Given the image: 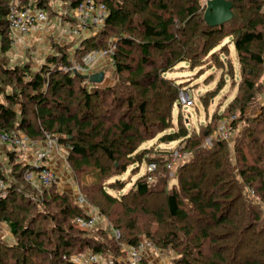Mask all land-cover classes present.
I'll return each instance as SVG.
<instances>
[{
	"label": "trees",
	"instance_id": "obj_1",
	"mask_svg": "<svg viewBox=\"0 0 264 264\" xmlns=\"http://www.w3.org/2000/svg\"><path fill=\"white\" fill-rule=\"evenodd\" d=\"M13 1L32 9H43L50 19V2L54 0H0V136L21 132L31 139L43 140L46 133L61 134L59 142L71 149L69 162L76 176V172L83 175L86 169L94 168L103 180L102 189L106 187L104 181L123 175L131 166L145 161L147 166L155 164L156 169L140 176L123 198L132 196L139 200L151 195V184L158 180L157 176L175 169L177 185L169 191L164 180L165 187L159 189L166 190V210H160V213H166L173 225L167 235L150 240L156 248L163 253L165 250L176 251L172 264H264V218L250 201L252 195L264 203V173L256 165L264 163V138L254 127L240 133L232 149V138L229 141L212 140L213 147L207 149L204 141L211 138L218 127L214 131L208 128L201 133H191L188 128L179 126L177 133L161 139L180 140L185 145L178 151L184 157L174 163L172 169L169 165L173 152L163 161L146 158L149 150H140L142 144L154 139L159 132L171 129L172 110L179 103L180 86L166 80L164 74L178 63H191L213 51L218 45V42L211 44L214 37L223 34L227 27H235L233 44L240 62L246 68L263 64L264 12L261 11L264 0H226L233 4L234 18L230 23L216 27L207 24L205 13L202 17L200 0H178L173 7L168 4L172 0H92L107 8L106 26L97 36L76 38L73 40L76 42L67 46H53V51L57 52L46 57L40 70L34 69L30 62L14 66L8 63L7 54L13 42L8 36V14ZM57 1L71 12L83 0ZM67 21L64 23L74 22L70 18ZM111 34L117 39L113 62L119 84L103 87V82L95 84L64 71L72 53L75 52V57L80 60L90 51L104 50L109 46L104 40ZM179 38L184 39L180 48L176 46ZM201 40V47H207L205 53L197 45ZM134 49L140 52L136 61L132 57ZM154 52L159 54L158 59L154 58ZM254 88V83L249 82L246 94L252 95ZM64 91L67 96L62 95ZM96 99L105 107L94 103ZM158 101L164 103L163 109L159 108L161 112L156 110L153 116L148 115L149 106ZM30 107L40 126L26 117ZM72 108L82 109V112L72 113ZM135 108L140 118L138 125L132 113ZM239 110L242 114L245 112L244 108ZM16 150L9 154L7 165L0 163V178L8 185L5 195H0V221L6 223L15 237L12 250L21 251L12 257L15 264H40L37 258L47 255L51 264H75L71 258L81 253L83 246L106 262L114 258L115 264H128L127 260H122L125 256L122 245L137 247L140 241L136 236L131 235L125 241L123 234L116 241L108 237L106 229L99 227L88 231H97L98 237H72L63 224L73 230L77 217L89 219L92 211L74 204L69 195L58 192L56 186L41 188L37 199L42 207L55 208L57 215L51 216L43 210L46 214L42 216L40 205L33 208L27 203L24 193L33 197L32 201L37 193L27 189L21 181L24 175L36 169L16 161L19 152ZM100 151L110 163L108 167H103L98 158L92 159ZM251 156L254 157L252 166L249 163ZM208 160H211L210 164H207ZM191 169L199 172L194 174L189 171ZM8 171L10 177L6 175ZM253 174H258V179ZM108 186L122 185L117 180L110 181ZM101 194L108 203L118 201L104 191ZM18 197L26 204L19 212L44 223L39 233L26 227L25 217L19 220L7 213ZM32 219L28 226L36 223ZM47 225H54V232L61 233L49 250L45 248L46 244L51 245ZM250 232L262 242L259 247L253 243L248 254L243 250L249 245ZM30 238L29 245L25 244L24 240Z\"/></svg>",
	"mask_w": 264,
	"mask_h": 264
},
{
	"label": "rangeland",
	"instance_id": "obj_2",
	"mask_svg": "<svg viewBox=\"0 0 264 264\" xmlns=\"http://www.w3.org/2000/svg\"><path fill=\"white\" fill-rule=\"evenodd\" d=\"M200 1V12L202 17L204 18V13L207 8V2L209 0ZM13 2L20 4L19 1ZM177 2L178 0H172L169 1L168 4L173 7ZM50 3L52 14L49 20L51 21V23L48 27H46L45 30L40 29L39 31H34L31 35L24 37L23 40L19 39L15 40V42H12L11 48L7 54V60L10 66L24 65V63L30 62L32 63L34 69L40 70L41 64L45 62V57L47 54L46 51H48L51 46L57 45L61 47V45L64 46V44L66 43L64 41V38L67 36L65 35V30H63V28L66 24L64 22H66L67 19L70 18L71 12L65 9L64 4L60 3L57 0H54ZM263 12L264 5L261 13ZM234 28L235 27L231 28L229 26L225 29L226 31L223 34H218L214 37L215 39L214 41L212 40L213 42L211 44H215L216 42H218V45L215 49H213V51H210L206 55L204 54L203 56H200V58L196 60H192L191 63H178L177 66L164 74V78L166 80H172L180 86V92H187L192 96L194 105L186 108H184L182 105H179L178 102L176 105H174L172 110L173 119L171 123V129L161 132L158 131L159 133L154 139L148 140L140 146V150H149L148 153H146V158L165 161L164 159L168 157V154H170L171 152H173V154L177 153L181 148H184L183 146L185 145L181 144L180 140L171 142H169L167 139L163 141L161 140L162 138H164V136L171 135L174 132L177 133L179 131V126L188 128L189 132L191 133H201L203 130H206L208 128L214 131L217 129V127L218 129L216 130V132H218L220 129L219 126L222 123L230 124L232 121L233 130L230 133V139L232 138L233 140L230 144L231 149L234 146L236 137L238 135L241 136L242 133L253 127L255 131H257L259 136L264 138V53L261 55L263 61V64L261 66L253 67L252 65V67L246 68L247 66H244V64L240 62L238 52L233 44L236 38V33L233 30ZM114 36L115 34H111L109 38H105L104 41L108 43V45L111 43L116 44L117 39ZM183 40V38H179L178 44L176 45L177 47L179 46L178 48H180L181 46L180 43L183 44ZM72 42L76 41L71 40L70 43ZM202 43L203 40L198 42L197 45L201 47ZM201 48L205 53V48L207 49V47ZM55 52H57V50H55ZM153 56L155 59H158L160 57L156 52H154ZM132 57L133 59H135V61L140 58V52L138 51V49H134V56ZM108 62V60H104L101 62L99 61L93 67L92 75L104 74V79L102 81L103 87L114 86L120 83V78L116 75V72L114 70L115 66L107 64ZM251 68L254 71L251 70ZM249 82L254 83L255 85L252 95L246 94V89ZM67 94L68 93L65 91L62 93V95L64 96H67ZM75 97H78L77 93L75 94ZM251 98L252 100L250 101ZM138 99L139 97H137V100ZM159 101L158 103H154V105L151 104L149 106L148 115L153 116L154 111L156 110L161 112L159 108H162L164 103H159ZM93 102L102 105V103L98 99L93 100ZM166 105L167 102H165V107ZM102 107H105V105H102ZM242 108H244L245 110L243 114L239 112V109ZM80 110L82 109L73 110L72 108V113L76 111L82 112ZM32 112L33 109L30 107L28 113L26 114V117L31 120L34 125L38 126L39 123H37V120ZM136 112L137 108H135L132 113L133 116L136 117L134 122H136V124L138 125L140 118H138ZM154 130H156V128ZM18 133L21 135H25L21 132ZM56 134L57 137H61V134ZM215 140H217V138L213 139V141ZM207 142L208 139L204 141L206 148L211 149L213 147V144L210 145L207 144ZM20 153L24 154L23 152ZM70 153L71 149L69 147H65L63 150H59V155L53 159L54 162L52 164L56 169H58L59 172V178L57 179L58 183L57 185L53 186H59V188L63 189L62 192L69 195L73 203L76 200V194H81L83 196L85 195L87 197L86 200L92 207L91 211H94L97 215V223L94 226L95 229L99 227H103L104 229H106L110 225L120 226L123 229V232L121 230L120 232L122 235L124 234L125 241L130 239L129 237L131 235L136 236L139 241L142 239L148 241L153 239L155 241L169 233V228L173 224L169 222L166 213H160V210H166V190L163 191L159 189H163L165 187L163 183L164 180H166V186L169 191L171 188H173V186L177 185V171L175 169H173L172 171L164 172L162 175L159 174L157 176L158 180L156 179L154 183L151 184L153 186L152 194L146 197H142L139 200H135L132 196L125 198L123 197L125 195H128L129 190L140 178V176L148 171V166L146 165L147 162L145 160V162H140L135 166L129 167L123 175L119 177H113L112 179L104 181V185L106 187L102 189L101 184H103V180L100 178V175L97 174L99 172H97L96 169L88 168L86 169V171H84L83 175H81L80 172H76V176V174L74 173L75 171L72 169V164L69 162ZM24 158L26 160V156H24ZM94 158H98L103 167H108L110 165L101 151L92 157V159ZM249 158V161H251L249 163L252 166L254 157L251 156ZM210 162L211 160H208L207 164H210ZM256 165L260 167L261 171L264 173V163H257ZM189 171H193L192 173L194 174L199 172L198 170L192 169ZM9 173V171L6 172V175L8 177H10ZM257 175L258 174H253V177L255 179H258ZM22 179L23 181L21 182L27 189L30 188L31 191H35L37 193L36 197L34 198L35 200L32 201L33 197H31L29 194H26L27 192H25V200L27 201V203L29 202L28 204H31L33 208H36V204L40 205L39 212L42 216H44L46 213H51V216L54 214L57 215L58 213L55 208H53L52 206L44 208L38 201L37 195H40L43 189V186L39 184V180L36 179L35 176L27 174L24 175ZM117 180L122 186L115 188H110L108 186L110 181L116 182ZM98 186L100 187L101 191L99 190ZM102 191L118 201L115 204L108 203L103 198V194H101ZM250 201L252 202V204L258 207L259 213L261 214L262 218H264V203L261 201V198L251 195ZM13 202V205L8 207L7 213L15 215L19 220L25 217L26 221H24L23 223L28 229H33L38 233L42 231V227L44 225L43 222L39 221L35 217L34 219H32L33 217H30V215L26 216L27 214L19 212V209H22L24 207L23 204L25 203L19 197L16 199V201ZM43 210H45L46 213L43 212ZM30 219H32L31 221L36 220V223H32L28 226ZM61 219L62 217H59L60 221ZM3 223L4 222L0 221V224ZM4 224L6 225V223ZM63 225L64 228L66 227V231L69 230L71 232L72 237H98L97 231H83L75 225H73L74 229L70 230L69 228H67V226H65L67 224ZM46 228L47 232L50 234L49 244L51 245L48 246L45 243V248L49 250V248L51 249L52 245L57 242V239L61 233L54 232V225H47ZM4 231L5 230L0 229V233H2L4 237H0V240H3V242L0 243V264H15V261H13L12 257H14L15 254L19 255L21 251L12 250V247H14L13 243H15V237L10 229H8V231L13 235L14 240L8 239L6 237V234H4ZM255 236V233H249V245H247L243 250L244 253H248V250H251V246L253 245V243L254 246L257 243L256 247H259L258 244L262 242V240L256 238ZM108 237L110 238L109 235ZM30 240L31 238L28 240L25 239L24 243L29 245ZM39 240L44 239L40 238ZM150 250H153L155 252V256L160 258L158 263L156 262L155 264H161L162 261L165 264H172L177 254L176 251L174 252L173 250H165L164 253L161 252L158 248H156L155 250ZM81 251L82 252L78 255L86 256L87 254L92 253L85 246H83V250ZM147 252L146 254H148ZM33 254H35V252H33ZM146 254L144 257H147ZM78 255H75L73 257H77ZM48 258V255L46 257L40 256L37 258V261H39L40 264H51V262L47 260ZM147 258L144 259L145 264H154L153 260H149ZM122 260H127L126 255ZM102 262L106 264V261L104 259H102Z\"/></svg>",
	"mask_w": 264,
	"mask_h": 264
},
{
	"label": "built area",
	"instance_id": "obj_3",
	"mask_svg": "<svg viewBox=\"0 0 264 264\" xmlns=\"http://www.w3.org/2000/svg\"><path fill=\"white\" fill-rule=\"evenodd\" d=\"M108 10L104 5H98L92 0H83L80 5L71 10L70 19L74 22L71 24H65L63 30L65 35L69 38H88L89 36H97L107 23ZM8 21L10 22L8 36L15 40H23L24 37L31 35L34 31L39 29H46L51 21L49 20L47 13L43 9H32L30 7L21 6L18 3H10V9L8 14ZM116 44L111 43L104 50H93L88 52L80 60L75 57V52L72 53L70 64L65 66L64 71L72 74H79L82 76H89L93 73V67L99 61L108 60L107 64L114 65L113 56L116 54ZM179 104L184 108L193 106V98L187 92L179 93ZM218 132H215L211 138L208 139L207 144L212 145V140L217 138L228 141L230 139V133L233 130L232 121L230 124L222 123ZM0 144L9 146L10 148L17 149L24 154L31 157L32 161L29 165L36 169L27 175L35 176L39 180V184L43 187H51L57 185L58 176L49 165L46 163L50 159H54L59 155V150H63V146L59 142V137L46 133L43 140L31 139L27 135H21L17 133L5 134L0 136ZM184 156L179 152L173 154L172 162L169 165V169H172L173 164L177 163ZM156 169L155 164L148 166V171H154ZM8 185L3 179L0 178V195H5ZM76 204L86 210H92V207L87 202L86 198L81 194H76ZM97 223V215L94 211L89 219L77 217L75 226L79 227L83 231H89L94 229ZM108 235L114 238L116 241L122 238L120 230L110 225L106 228ZM137 247L130 245H122V251L126 255L128 264H143L145 254L150 249H156L153 242L142 239ZM75 264H105L97 254L89 253L86 256L78 255L71 259ZM106 264H115L114 259L111 258Z\"/></svg>",
	"mask_w": 264,
	"mask_h": 264
},
{
	"label": "water",
	"instance_id": "obj_4",
	"mask_svg": "<svg viewBox=\"0 0 264 264\" xmlns=\"http://www.w3.org/2000/svg\"><path fill=\"white\" fill-rule=\"evenodd\" d=\"M233 4L226 0H209L205 12V20L210 27L222 26L228 24L234 18L232 13ZM77 76L95 84H101L104 74H93L89 76Z\"/></svg>",
	"mask_w": 264,
	"mask_h": 264
},
{
	"label": "crops",
	"instance_id": "obj_5",
	"mask_svg": "<svg viewBox=\"0 0 264 264\" xmlns=\"http://www.w3.org/2000/svg\"><path fill=\"white\" fill-rule=\"evenodd\" d=\"M40 30V29H39ZM39 30H37V31H39ZM45 30V29H44ZM68 41H66V40ZM74 39H76V38H69V37H65L64 38V41L66 42L65 44H64V46H67V45H70V44H72V43H70V41L71 40H74ZM61 44V43H60ZM62 46V45H61ZM52 47L53 46H51L50 48H49V52L48 51H46V57L48 56V55H52V54H54L55 52H52L53 50H52ZM73 50V49H72ZM46 57H45V59H46ZM17 151V150H16ZM13 152H15V149H13L12 147L10 148L9 146H6V145H3V144H0V163L2 164V165H7L8 164V160H9V154H11V153H13ZM18 152V151H17ZM19 154H17L18 155V159L16 160V161H21V162H23L25 165H27V164H29L31 161H32V159H31V157L29 156V155H27V154H21L20 152H18ZM24 156H26V160H25V158H24ZM22 157H23V159H22ZM54 161H53V159L52 160H50L49 162H47L46 164L47 165H49L53 170H55V172H56V174H57V176H58V178H59V172H58V169H56L55 168V166L52 164ZM58 164V163H57ZM59 185V184H58ZM57 190H58V192H62V190L63 189H61V188H59V186H57ZM8 227H7V225H5L4 223L3 224H0V229H3V230H5L4 231V234H6V237L8 238V239H12V240H14V238H13V235L11 234V232H9L8 231V229H7ZM0 237H3V234L2 233H0ZM5 237V238H6ZM4 238V237H3ZM148 254H146L147 255V257H145V258H147V259H149V260H153V263L155 264L156 262L158 263V261L160 260V258H158L157 256H155V252L153 251V250H148V252H147ZM143 264H145V261H144V263ZM161 264H165L163 261L161 262Z\"/></svg>",
	"mask_w": 264,
	"mask_h": 264
}]
</instances>
